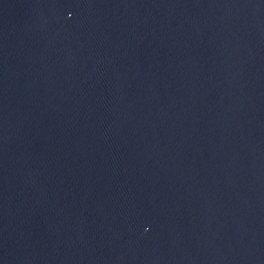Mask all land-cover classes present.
<instances>
[{"label": "water", "instance_id": "obj_1", "mask_svg": "<svg viewBox=\"0 0 264 264\" xmlns=\"http://www.w3.org/2000/svg\"><path fill=\"white\" fill-rule=\"evenodd\" d=\"M0 264H264V0H0Z\"/></svg>", "mask_w": 264, "mask_h": 264}]
</instances>
